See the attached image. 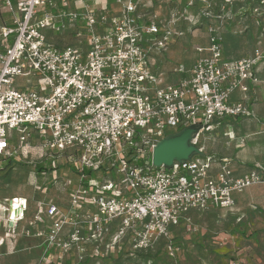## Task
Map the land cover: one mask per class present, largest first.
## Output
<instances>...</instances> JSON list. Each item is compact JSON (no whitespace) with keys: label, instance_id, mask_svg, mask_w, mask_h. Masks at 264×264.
Listing matches in <instances>:
<instances>
[{"label":"built area","instance_id":"1","mask_svg":"<svg viewBox=\"0 0 264 264\" xmlns=\"http://www.w3.org/2000/svg\"><path fill=\"white\" fill-rule=\"evenodd\" d=\"M115 1L118 12L96 9L91 0H0V13L8 14L0 22V156L27 158L37 148L46 158L63 154L74 172L68 209L42 205L25 232L40 238L57 264L74 253L78 261L107 256L125 239L145 253L162 244L168 264H178L182 246L172 228L185 220L186 231L197 232L191 210L230 209L235 192L264 177L254 169L236 176L227 165L212 175L206 153L158 168L156 143L190 125L203 131L217 119L249 116L231 94L258 82L253 71L264 63V47L225 59L224 26L212 25L209 55L188 77L163 85L153 54L184 36L178 23L187 7L163 18L152 10L154 0ZM21 78L28 84L16 85ZM201 133L192 142L202 150ZM20 200L22 214L12 217L8 207L12 232L27 219L29 203Z\"/></svg>","mask_w":264,"mask_h":264},{"label":"rangeland","instance_id":"2","mask_svg":"<svg viewBox=\"0 0 264 264\" xmlns=\"http://www.w3.org/2000/svg\"><path fill=\"white\" fill-rule=\"evenodd\" d=\"M190 2L192 4H189ZM153 8L156 15L163 18H166L167 13L170 11L181 14L182 10L186 8L187 13L185 15L183 13L179 23L185 22V35L181 37L186 41L188 40L187 44L190 41L192 44L194 29L198 30L212 25L228 28V25L234 20H242L247 25L254 23L255 19L261 20V24L264 23V0H206V2L203 0H154ZM201 10L205 11L206 16L201 15ZM190 15L196 17L195 21H199L198 18H201L200 22L197 23L198 25L193 26L192 23H189ZM249 31L250 29H247V36H249ZM183 39L180 40V43ZM10 40L12 41L13 37ZM170 60L174 61L175 59L171 56ZM27 79H19L16 85H27ZM37 82L38 80L35 79L36 85ZM41 85L44 87V84ZM217 129L219 130L213 132L212 135L203 130L201 141L212 151L218 150L220 152L227 139L221 129L219 127ZM16 133L15 131L14 142L17 144L18 135ZM32 134L38 137V134ZM42 155L43 151L35 148L29 157L14 158L15 162L9 170L6 172L0 171V195H17L22 199H26L29 203V214L34 218V212L38 206L45 205L48 202L61 203L63 206L61 208L66 211L69 207V199L65 191L71 189V180L74 178V172L72 173L71 167L64 162L63 154H56L53 159ZM3 159L0 158V165L3 163ZM38 164L53 168L39 172L36 167ZM54 167L58 168L54 169ZM258 204H263V202L257 199L254 201V205L248 207L249 211L242 209V214L229 217L228 220L226 219L227 221L221 220L220 215L217 213L201 219L199 220L200 231L195 234L188 236L184 231H181L176 240L184 246V253L180 254L181 259L178 264H264V211L260 209ZM224 230H228V237L224 240L225 245L220 247L211 243L210 236L213 237ZM25 243L27 249L25 254L27 256L22 258V263L40 264L45 256V249H43L41 240L34 233H30L27 235ZM3 253L4 251L0 253V260L7 257ZM143 256L138 263H133L132 260L126 257H120L118 260L110 257L111 259L105 264H149L147 257ZM54 259H56L55 256ZM54 259L47 260V262L45 260V264H57V259ZM151 259L152 264L169 263L164 249ZM64 260L59 261V264H65ZM74 264L101 263L98 260H91L88 263L86 260L78 261L77 259Z\"/></svg>","mask_w":264,"mask_h":264},{"label":"crops","instance_id":"3","mask_svg":"<svg viewBox=\"0 0 264 264\" xmlns=\"http://www.w3.org/2000/svg\"><path fill=\"white\" fill-rule=\"evenodd\" d=\"M91 1L96 9H101L104 6L110 7L115 12H118V10L122 9L121 4L117 3L115 0ZM153 11H155L154 8ZM169 13H167V15ZM193 16L190 15V19H192L194 22L196 17ZM1 18L7 19L8 14L3 13L2 15L0 13V22ZM198 19L199 21L196 20L194 23H199L201 18ZM260 21L261 20L255 19L254 23H249V25H247L242 20H234L231 24L228 25V28L224 26V28L220 30L219 33L222 37L223 57L225 59L248 57L254 53L256 48L264 47V23L261 24ZM193 22V26L198 25L194 24ZM184 23L185 22H183L182 24L178 23L181 26L180 29H183V31H185ZM207 27L200 28L202 30L194 29L192 44L191 41L187 44L186 42H188V40L186 41L182 37L176 38L169 45L167 51H156L153 54L155 59V72L159 75V80L163 85H168L169 83H177L179 79L188 77L190 75V70L194 65L193 63L197 59L209 55V51L207 50V48L209 45L210 31L208 30L209 27ZM247 29H250L248 33L249 36L246 35ZM198 33L200 34L198 35ZM181 39L183 40L180 43ZM171 56L174 57V61L170 60ZM180 68H182L183 71H181ZM253 75L258 79V82L249 83V92L244 93L240 89H235V91L231 94V101L243 100L248 106L251 114L249 116L237 117L235 119L214 120L209 123V127L204 130L205 132H208V134L212 135L213 132L219 130L217 129L218 127L221 129V132L227 139V142L224 143L221 151H212V149L206 147L205 144L201 141L203 133H201L200 135L199 146H201L202 150L204 151V153H206L207 156L212 158L213 165L210 171L212 175H215L218 171H220L223 165H227L233 168L234 174L236 176L242 175L254 169L258 170L264 177V63H260L255 67ZM0 158L4 157L0 156ZM0 171H2L1 168ZM234 196L236 204L230 209H217L214 207H210L204 212L191 210L188 217L191 218V220L199 229L197 232L200 231L199 220L210 217L211 215L216 213L220 215L219 218H221V220H228L229 217L242 214V209L249 211L248 207H250L252 204L254 205V201H256L257 199L263 202V204L258 205L260 209L264 211V182L254 184V186L252 187L237 191L234 193ZM11 197L21 199V197L17 195H0V204L4 206L3 209H0V236H2V234H5V237L7 238V241L4 245H1L0 240V253L4 251V253L6 254L5 256H7L3 260H0V264H24L22 263V258H26L27 256V254H25L27 251L25 243L27 239V233L25 232L29 227V222L33 220L34 217L29 214L30 212L28 208L25 213L27 219H25V221H21L18 224L16 232L12 233V231H10L8 228L9 222L6 217L8 216V207L10 208V202L12 199ZM59 204L61 207H63L61 203ZM44 209V206H38L37 210L34 212V215L37 214L40 210L43 211ZM246 215L247 213L245 214V216ZM44 223L37 224L36 228H41ZM186 224L187 221L184 220L179 226L172 228V238L174 239V241L180 236L181 231H184L188 236L190 234L197 233H188L186 231ZM227 233L228 230H224L213 237L210 236V239L212 240L211 243L222 247V245H225L224 240L228 237ZM203 234L205 235V232ZM39 240L41 239L39 238ZM175 242L182 246V250L177 256V261H179L178 263H180V254L184 253V246L177 240ZM161 246L159 244L155 251L145 253L143 251H137L133 249V247L128 243V240L125 239L120 245L113 246L107 256H91L86 258L85 260L88 261V263L91 262V260H98L101 264H105V262L111 259L110 257L115 258V260H118L120 257H126L129 260H132L131 262L138 263L141 257L143 255H146L143 257H147V262L149 264H152L153 262L151 258L157 255L162 249L165 250L164 246ZM75 255L76 254L74 253L73 255L67 257V259L65 260V264H67L68 261H71L70 264L72 262V264H74L75 260H77ZM45 260L47 262V260L51 259L47 257Z\"/></svg>","mask_w":264,"mask_h":264},{"label":"water","instance_id":"4","mask_svg":"<svg viewBox=\"0 0 264 264\" xmlns=\"http://www.w3.org/2000/svg\"><path fill=\"white\" fill-rule=\"evenodd\" d=\"M202 125H190L182 129V131L170 133V135L163 138L156 143L152 164L156 167H166L171 169L174 166V162H187L193 157L203 155L204 152L193 144L192 140L201 133ZM19 200L12 198L10 205L15 209V213L22 214V209H17ZM14 222L9 221V225L13 226Z\"/></svg>","mask_w":264,"mask_h":264},{"label":"trees","instance_id":"5","mask_svg":"<svg viewBox=\"0 0 264 264\" xmlns=\"http://www.w3.org/2000/svg\"><path fill=\"white\" fill-rule=\"evenodd\" d=\"M5 161V162H4ZM3 163H1V165H0V168H1V170L2 171H7V170H9L10 169V167H11V165H13V163L15 162L14 161V158H12V157H7V158H4L3 159V161H2ZM135 162V161H134ZM135 163H137V164H143L144 163V161H143V159H140V160H138L137 162H135ZM68 166V165H67ZM37 171H41V172H43V171H46V170H48V169H50V168H53V167H49V166H45V165H42V164H38L37 166ZM90 176H92V174L90 173L89 174ZM94 175V174H93ZM162 244H160V246H161ZM159 246V245H158ZM161 247H163V246H161ZM160 248V247H159ZM159 248H158V250H159ZM142 254V253H141ZM143 255V254H142ZM46 257H48V258H50L51 260L53 259V255L52 254H45V256L43 257V259H42V261H41V263L40 264H45V259H46ZM67 264H70V261H68L67 262Z\"/></svg>","mask_w":264,"mask_h":264},{"label":"bare ground","instance_id":"6","mask_svg":"<svg viewBox=\"0 0 264 264\" xmlns=\"http://www.w3.org/2000/svg\"><path fill=\"white\" fill-rule=\"evenodd\" d=\"M12 198V197H11ZM20 200V199H19ZM22 200H20L19 201V203L21 202ZM23 204H24V202H23ZM3 205L2 204H0V209H3ZM15 209H14V207H13V211H12V217H15ZM3 213V212H2ZM10 215V214H9ZM7 217V216H6ZM8 218V217H7ZM5 219V218H4ZM6 235L5 234H2V236H0V240H1V245H4L5 243H6V241H7V238L5 237ZM9 236V235H8ZM9 238V237H8Z\"/></svg>","mask_w":264,"mask_h":264}]
</instances>
